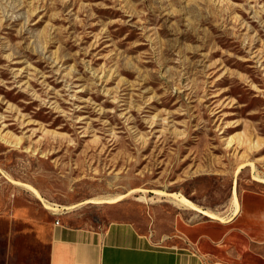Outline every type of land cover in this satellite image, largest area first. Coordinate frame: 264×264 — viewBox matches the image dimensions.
<instances>
[{
	"label": "rangeland",
	"instance_id": "374dc122",
	"mask_svg": "<svg viewBox=\"0 0 264 264\" xmlns=\"http://www.w3.org/2000/svg\"><path fill=\"white\" fill-rule=\"evenodd\" d=\"M32 191L72 226L169 243L233 198L263 213L264 0H0V201L44 209ZM19 234L14 264H44Z\"/></svg>",
	"mask_w": 264,
	"mask_h": 264
},
{
	"label": "crops",
	"instance_id": "0c3cea01",
	"mask_svg": "<svg viewBox=\"0 0 264 264\" xmlns=\"http://www.w3.org/2000/svg\"><path fill=\"white\" fill-rule=\"evenodd\" d=\"M17 206L16 201H0V264H14L12 244L19 233L31 236L39 249L46 250L44 264H236L239 252L252 244L264 246V212L252 213L250 205L243 211L238 200L227 219L207 215L208 220L201 222L176 219L166 232L174 235L170 243L129 221H112L95 230L72 226L44 205V209ZM253 227L259 232L254 233ZM231 237L241 240L242 246L229 245ZM258 263L264 264L263 255Z\"/></svg>",
	"mask_w": 264,
	"mask_h": 264
},
{
	"label": "bare ground",
	"instance_id": "6f19581e",
	"mask_svg": "<svg viewBox=\"0 0 264 264\" xmlns=\"http://www.w3.org/2000/svg\"><path fill=\"white\" fill-rule=\"evenodd\" d=\"M32 193H33V195H34L36 198L40 199V200L43 202V205H44L46 208L50 209V207L44 203L43 199L40 198V197L38 196V194L36 193V191H32ZM120 200H121V196L116 197V198H112V199H109V200H102V201H98V202L96 201V202H97V203H116V202H118V201H120ZM177 201H178L180 204L184 205V206H188V207H191L192 209H196L195 206H193L189 201H187V200L184 199V198H177ZM87 202H88V201H87ZM88 203H89V202H88ZM90 203H91V202H90ZM233 203H234V205L237 207V201H236V198H233ZM51 206H52V205H51ZM54 209H55V208H54ZM196 210L198 211V209H196ZM204 213H205V212H204ZM205 214H207V213H205ZM207 216H209V217H211V218H217V216H216L215 214H207Z\"/></svg>",
	"mask_w": 264,
	"mask_h": 264
},
{
	"label": "built area",
	"instance_id": "2783aa9c",
	"mask_svg": "<svg viewBox=\"0 0 264 264\" xmlns=\"http://www.w3.org/2000/svg\"><path fill=\"white\" fill-rule=\"evenodd\" d=\"M55 224L57 225V224H58V222L56 221V222H55Z\"/></svg>",
	"mask_w": 264,
	"mask_h": 264
}]
</instances>
